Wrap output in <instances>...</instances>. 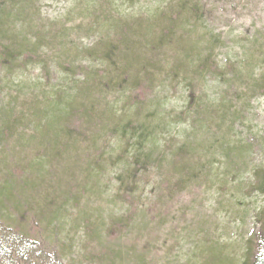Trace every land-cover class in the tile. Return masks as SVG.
<instances>
[{"label": "rangeland", "instance_id": "rangeland-1", "mask_svg": "<svg viewBox=\"0 0 264 264\" xmlns=\"http://www.w3.org/2000/svg\"><path fill=\"white\" fill-rule=\"evenodd\" d=\"M178 1L196 9L179 37L155 47L134 83L104 85L99 56L120 28L151 40L155 17ZM15 2L0 38L32 57L6 66L0 56V264H254L264 0ZM91 76L100 89L75 97ZM94 104L100 121L85 124ZM80 124L72 165H53L55 138Z\"/></svg>", "mask_w": 264, "mask_h": 264}, {"label": "trees", "instance_id": "trees-1", "mask_svg": "<svg viewBox=\"0 0 264 264\" xmlns=\"http://www.w3.org/2000/svg\"><path fill=\"white\" fill-rule=\"evenodd\" d=\"M15 1L16 0H0L1 31L6 30V24L8 23V19L12 13H9L7 8L13 10L12 7H14L16 3ZM195 12V6L189 4L186 1H178L177 3H174L172 7L170 6L167 10L161 12L159 16L155 17L158 23L156 25L155 31H153L152 33V39L150 40V37L148 38L151 41V44L149 42V44L147 45V49L143 47L144 42L148 41V39L144 40L146 35H143V33L137 27H133V25H131L133 23L127 24L126 27L122 26L119 32L115 35L114 39H112L108 43V46H106V48L102 50L99 56V58L103 62L101 79L105 82L104 85L108 84L114 79L118 86H123L127 82L134 83L137 75L140 74L139 70H144V66L146 65V63H151V61L154 59L152 56L155 55L156 48L164 43L166 45H169L179 37V35L175 31L179 22L182 20L183 15H187L189 13L190 15H193L192 13ZM0 42H2L0 44L2 45V47L0 48L1 61L6 66H10L13 60L17 59L18 55L22 56L23 58L26 56L32 57V51L22 47L20 44L12 48V46H8V44L1 38ZM143 50H146L147 52ZM84 83L85 88L82 87L80 91H78V93L74 95L75 97H86L87 95H89L88 93H93L94 91L97 92L100 89V85H98L99 81L95 76H91V79L89 81L85 80ZM84 91L87 92L83 94ZM190 93L191 95L189 100L190 102H192L193 95L191 91ZM74 102L72 100L71 104H73ZM93 106L91 108L84 107L82 109L83 115L81 114V119L84 120L85 124L88 122L89 124L94 125V123L100 121L101 114L95 112V110L92 111V108L96 107L95 104ZM72 107L69 105L67 113L65 114L63 120L74 124L76 119L79 120V114L77 113V111L71 109ZM72 111H74L75 114H73ZM81 126L82 124L77 126L78 130H75L77 131L75 134L73 132V129L70 130L72 134H69L68 131H65L67 128L64 129V132H62L61 130L60 136L55 138L54 144L52 145V151H50L49 155L50 161L54 163L53 165H59L62 157H65L66 162L69 163V165H72L70 164L72 157L71 154L76 153V148L80 147L82 144V137L86 136V131L85 133H81V131L79 130ZM70 178H72V176H68V179ZM78 190L81 191V188L78 187L77 192ZM50 201L51 200H48V196H46L43 199L42 204L40 205L49 206ZM104 252L108 251L105 250ZM254 264H264V248L258 255Z\"/></svg>", "mask_w": 264, "mask_h": 264}]
</instances>
